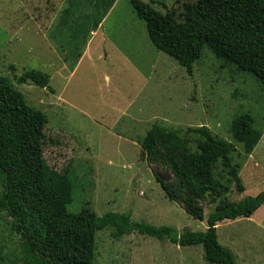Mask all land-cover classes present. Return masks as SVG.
I'll return each mask as SVG.
<instances>
[{
  "label": "rangeland",
  "instance_id": "obj_1",
  "mask_svg": "<svg viewBox=\"0 0 264 264\" xmlns=\"http://www.w3.org/2000/svg\"><path fill=\"white\" fill-rule=\"evenodd\" d=\"M140 1L153 2L151 6L160 12L181 3ZM204 1L184 0L177 9L179 18L195 23ZM67 2L0 0V75L11 81L31 108L45 114V136L64 144L47 143L43 156L58 171L71 162L74 199L67 211L76 214L89 204L99 217L128 214L133 222L169 227L176 237L186 230L203 233L213 206L203 204L204 217L198 221L170 201L152 174L166 182L170 175L140 160L138 142L155 124L181 133L205 126L213 136L232 142L231 121L239 114H250L255 126L264 128V87L253 76L223 68L206 48L189 76L152 45L130 0L115 1L97 37H92V47L81 56L92 23L81 29L84 19L73 15L66 20L68 27H57ZM84 5L90 8L89 2ZM56 62H80L63 95L71 105L56 101ZM29 70L47 74L49 88L16 83ZM233 163L241 166L244 192L232 188L228 200L239 202L264 192V130L248 157L237 144ZM216 233L235 264H264V205L249 219L218 224ZM94 252L93 264H208L200 245L181 247L138 233L122 235L112 226L96 232ZM0 262L21 264L19 237L3 213Z\"/></svg>",
  "mask_w": 264,
  "mask_h": 264
},
{
  "label": "trees",
  "instance_id": "obj_2",
  "mask_svg": "<svg viewBox=\"0 0 264 264\" xmlns=\"http://www.w3.org/2000/svg\"><path fill=\"white\" fill-rule=\"evenodd\" d=\"M115 1L68 0L57 27H68L66 20L77 15V19H84L79 20L81 29L86 30L91 21L87 31H95ZM179 1V5L160 12L151 6L153 2L130 0L134 13L145 23L152 45L189 76L206 48L223 68L253 76L264 87V0H206L196 13L195 23L179 18L177 9L184 0ZM76 63L68 62L69 69ZM16 83L49 88V76L29 70L16 78ZM47 123L45 114L31 108L11 81L0 75V214L19 237V263L93 264L96 232L112 226L122 235L138 233L181 247L200 245L208 264H235L231 251L218 243L217 226L224 221L249 219L264 205V192L239 202L226 197L232 188L239 194L244 192L241 166L233 163L237 144L248 157L263 134L264 128H257L250 114L232 119V142L213 136L205 126L188 127L181 133L158 124L139 140L140 160L170 175L166 182L156 172L152 174L170 201L198 221L204 217L203 204L213 206L203 233L186 230L180 237L169 227L133 222L128 214L99 217L89 204L76 214L69 213L67 206L74 199L69 176L72 165L69 162L58 171L44 159L47 143L63 144L59 138L45 136Z\"/></svg>",
  "mask_w": 264,
  "mask_h": 264
},
{
  "label": "crops",
  "instance_id": "obj_3",
  "mask_svg": "<svg viewBox=\"0 0 264 264\" xmlns=\"http://www.w3.org/2000/svg\"><path fill=\"white\" fill-rule=\"evenodd\" d=\"M101 23H100V25H101ZM100 25L98 26V28L95 31L91 32V36L89 37V39H88V41L84 47V52L82 53L81 56L87 55V52L92 47L93 41L95 40V39H92V37L93 36L97 37ZM80 58H82V57H80ZM79 64H80V62H77L75 64V66L73 67V69H69L68 62H56V80H57V84L59 85V87L56 89V101L58 103L71 105L70 101L64 99L63 95L66 92L67 84H68L69 80L77 71Z\"/></svg>",
  "mask_w": 264,
  "mask_h": 264
}]
</instances>
